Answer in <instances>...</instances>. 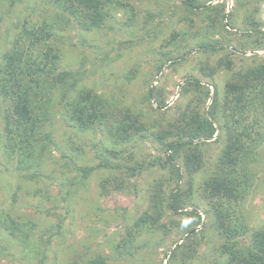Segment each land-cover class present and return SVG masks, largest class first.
<instances>
[{
    "label": "rangeland",
    "instance_id": "1",
    "mask_svg": "<svg viewBox=\"0 0 264 264\" xmlns=\"http://www.w3.org/2000/svg\"><path fill=\"white\" fill-rule=\"evenodd\" d=\"M111 2L100 27L61 22L63 28L54 30L52 42L60 49L57 73L66 72L67 79L53 94L50 120L43 129V156L30 167L7 148V103L0 97V221L13 220L28 235L21 242L0 223V264H71L97 256L108 264L224 260L220 248L225 240L214 229L201 195L226 144L221 130L217 141L203 147L204 168L189 175L178 160L181 181L164 187L166 194L192 189V201L184 207L192 210L195 204L204 222L197 229L199 245L189 251L193 257L184 260L186 249L179 245L186 235L176 224L181 216L170 211L157 229H145L132 244L127 235L149 210L155 181L169 173L159 165L167 154L152 132L187 109L192 93L181 90L189 81L198 79L210 88L211 98L201 111H208L216 90L222 106L232 72L221 69L208 77L221 59L231 60L236 71L264 60V0H194L200 9L190 8L187 0ZM58 15L47 0H0V63L24 28L55 24ZM83 90L142 114L150 132L117 144L102 127H73L64 104ZM161 101L166 105L159 108ZM256 154L254 186L237 207L251 230L264 226V141ZM135 164L142 172L131 176L128 167ZM249 241V236L241 240Z\"/></svg>",
    "mask_w": 264,
    "mask_h": 264
},
{
    "label": "trees",
    "instance_id": "2",
    "mask_svg": "<svg viewBox=\"0 0 264 264\" xmlns=\"http://www.w3.org/2000/svg\"><path fill=\"white\" fill-rule=\"evenodd\" d=\"M47 1L59 11L55 24L44 22L24 28L4 52L0 63V97L7 103L4 114L7 148L24 167H30L43 156V129L50 120L53 94L67 79L66 72L57 73L60 49L52 42L56 26L62 27V22L63 26L74 23L84 29L100 27L106 22L112 3V0ZM187 5L201 8L194 0H187ZM220 8L224 10L223 6ZM221 69L232 72L222 106L216 90L208 111H201L211 98L210 88L198 79L189 81L181 90L185 95L192 93L187 109L176 119L161 124L158 133L152 132V135L157 134L167 154L165 159L159 160V165L169 173L155 181L149 210L130 229L127 241L132 244L145 229H157L166 211H170L174 216H181L176 224L186 235L179 245L186 249L183 258L193 257L191 250L199 245L197 229L204 222L194 203L192 210L184 207L192 201V189L189 187L186 192L172 189L166 194L164 187L181 181L178 160L189 175L201 171L205 165L203 147L208 141H217V133L221 130L226 144L201 190L213 216L214 229L225 240L220 248L224 258L221 264H264V226L251 230L237 210L254 186L256 174L251 166L257 161L256 150L264 141V60L236 71L231 60L221 59L208 77L213 78ZM165 105L158 102L159 108ZM64 106L73 127L82 131L102 127L117 144L130 143L150 132L142 114L113 105L90 90L79 92L65 101ZM128 169L131 176L142 172L140 164ZM103 188L107 189V185ZM0 223L21 242L28 238L15 221ZM248 236L249 243L242 244L241 240ZM123 247L126 248V244ZM71 264L108 263L97 256L74 260Z\"/></svg>",
    "mask_w": 264,
    "mask_h": 264
}]
</instances>
